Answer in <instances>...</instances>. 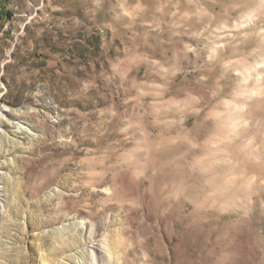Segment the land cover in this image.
<instances>
[{
    "label": "rangeland",
    "instance_id": "1",
    "mask_svg": "<svg viewBox=\"0 0 264 264\" xmlns=\"http://www.w3.org/2000/svg\"><path fill=\"white\" fill-rule=\"evenodd\" d=\"M0 264H264V0H0Z\"/></svg>",
    "mask_w": 264,
    "mask_h": 264
}]
</instances>
